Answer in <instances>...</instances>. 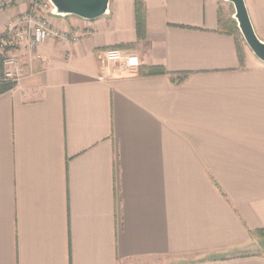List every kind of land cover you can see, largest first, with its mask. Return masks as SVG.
Returning <instances> with one entry per match:
<instances>
[{
	"label": "crops",
	"instance_id": "1",
	"mask_svg": "<svg viewBox=\"0 0 264 264\" xmlns=\"http://www.w3.org/2000/svg\"><path fill=\"white\" fill-rule=\"evenodd\" d=\"M244 2L264 40V0ZM230 5L45 15L88 34L47 39L0 93V264H264V63L220 26Z\"/></svg>",
	"mask_w": 264,
	"mask_h": 264
},
{
	"label": "built area",
	"instance_id": "2",
	"mask_svg": "<svg viewBox=\"0 0 264 264\" xmlns=\"http://www.w3.org/2000/svg\"><path fill=\"white\" fill-rule=\"evenodd\" d=\"M21 1L23 0H0V12L10 9ZM46 14L56 15L49 0H28L27 8L23 12L7 20L0 36V62L5 79L15 82L22 79L25 76L24 66L40 58L38 47L47 39L74 43L88 34V31L78 29L59 30L49 23ZM100 60L105 64L125 68L139 65L136 54H128L125 57L100 55Z\"/></svg>",
	"mask_w": 264,
	"mask_h": 264
},
{
	"label": "water",
	"instance_id": "3",
	"mask_svg": "<svg viewBox=\"0 0 264 264\" xmlns=\"http://www.w3.org/2000/svg\"><path fill=\"white\" fill-rule=\"evenodd\" d=\"M56 15H75L91 20L107 13L110 0H49ZM233 6V18L248 48L264 63V40L256 34L244 0H227Z\"/></svg>",
	"mask_w": 264,
	"mask_h": 264
},
{
	"label": "trees",
	"instance_id": "4",
	"mask_svg": "<svg viewBox=\"0 0 264 264\" xmlns=\"http://www.w3.org/2000/svg\"><path fill=\"white\" fill-rule=\"evenodd\" d=\"M135 16H136V32L138 38H141L144 36V30H145V20H144V5L141 1H136L135 5ZM220 26L224 28L227 33L233 34L237 36L239 33L237 23L234 18L228 17L222 22H220ZM243 40H241L242 42ZM244 43V42H243ZM237 52H238V58L240 62L243 61V51L242 48L240 47L239 44H237ZM150 73H164V69L160 67H152L150 69ZM16 84L15 81L5 79L4 77H0V93L7 91L14 87ZM254 234L259 237L264 239V228L257 229ZM264 250V249H263Z\"/></svg>",
	"mask_w": 264,
	"mask_h": 264
},
{
	"label": "rangeland",
	"instance_id": "5",
	"mask_svg": "<svg viewBox=\"0 0 264 264\" xmlns=\"http://www.w3.org/2000/svg\"><path fill=\"white\" fill-rule=\"evenodd\" d=\"M233 12H234L233 6L230 5V6H229V9H228V11H227V13H226V15H225L224 18L232 17V16H233ZM232 18H233V17H232ZM239 33H240V32H239ZM237 38L239 39L240 42H241V40H243L241 34H237ZM242 42H244V40H243ZM247 50H249V51L251 52V54H253L252 51H251L250 49H248V47H247ZM254 56H255V55H254Z\"/></svg>",
	"mask_w": 264,
	"mask_h": 264
}]
</instances>
